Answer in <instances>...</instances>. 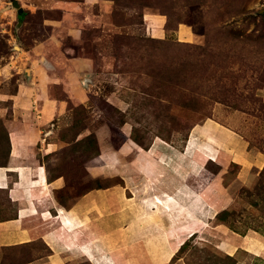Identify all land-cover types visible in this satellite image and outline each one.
<instances>
[{"label":"rangeland","instance_id":"374dc122","mask_svg":"<svg viewBox=\"0 0 264 264\" xmlns=\"http://www.w3.org/2000/svg\"><path fill=\"white\" fill-rule=\"evenodd\" d=\"M17 1L19 27L16 10L0 0V163L7 155L3 116L11 115L14 97L27 120L42 115L35 104H46L54 151L40 159L50 178H64L61 202L125 178L145 180L152 143L182 150L190 128L207 118L264 151V0ZM111 150L135 167L106 173ZM199 168V182L187 179L195 190L223 169L208 158ZM226 170L233 179L237 166ZM233 194L228 211L209 222L206 215L185 220L183 243L168 264H232L235 256L212 234L216 225L264 236V176ZM12 212L0 194V215Z\"/></svg>","mask_w":264,"mask_h":264},{"label":"crops","instance_id":"0c3cea01","mask_svg":"<svg viewBox=\"0 0 264 264\" xmlns=\"http://www.w3.org/2000/svg\"><path fill=\"white\" fill-rule=\"evenodd\" d=\"M14 98L11 115H1L7 155L0 163V194L13 212L0 215V264H168L186 234L185 220L194 224L198 215H206L209 222L210 215L231 207L235 189L252 186L264 166V153L241 133L207 118L190 129L182 150L161 139L153 142L145 180L125 178L122 185L90 190L66 206L56 198L64 178L49 179L40 159L54 151L45 126L51 109L35 104L43 113L27 120L23 103ZM120 151L109 152L106 173L135 167L123 166ZM207 158L223 169L195 190L187 179L199 180ZM229 164L237 166L233 179L225 176ZM150 209L158 214L143 215ZM177 215L185 217L174 224ZM214 228L218 248L235 256L234 264H264L263 235Z\"/></svg>","mask_w":264,"mask_h":264},{"label":"trees","instance_id":"16d2710c","mask_svg":"<svg viewBox=\"0 0 264 264\" xmlns=\"http://www.w3.org/2000/svg\"><path fill=\"white\" fill-rule=\"evenodd\" d=\"M261 108L263 109V111H264V103H262L261 105ZM193 127V126H192ZM191 127V128H192ZM190 128V129H191ZM245 139H246V137L243 135V134H241ZM247 140V139H246ZM248 141V143H249V146H251V144H250V141L249 140H247ZM259 151H261L262 153H264V151H262V150H259ZM209 160V159H208ZM211 160V159H210ZM219 170L220 169H218V171H216L215 173H213V174H211V176L210 177H213V176H215L218 172H219ZM47 174H48V172H47ZM59 176H62V175H57V176H55V177H59ZM261 176H264V166L262 167V169L259 171V174H258V176H257V180H259V178H261ZM55 177H53V178H55ZM48 178L49 179H51L50 178V176L48 175ZM256 180V181H257ZM66 185H64V187H65ZM111 186V185H110ZM63 187V188H64ZM108 187V186H107ZM97 188H106V187H101V186H99V187H97ZM62 189V188H61ZM59 191V190H58ZM56 193H57V191H56ZM56 198L59 200V202H61L60 201V199H59V197L56 195ZM65 202V201H64ZM63 203V202H62ZM63 204H65L66 206H69L68 204H66V202L65 203H63ZM228 211V209L226 208V209H223V210H221V211H218V213H216V215H220V214H222V213H224V212H227ZM245 234V233H244ZM243 235V234H242ZM235 259L233 260V262H232V264H234L235 263V261H236V257H234Z\"/></svg>","mask_w":264,"mask_h":264},{"label":"water","instance_id":"95a60500","mask_svg":"<svg viewBox=\"0 0 264 264\" xmlns=\"http://www.w3.org/2000/svg\"><path fill=\"white\" fill-rule=\"evenodd\" d=\"M8 2H9V6L16 10L18 16L17 26L19 27L21 25L20 17L23 15V8L20 6L17 0H8ZM25 71L26 73H28V69H26Z\"/></svg>","mask_w":264,"mask_h":264},{"label":"bare ground","instance_id":"6f19581e","mask_svg":"<svg viewBox=\"0 0 264 264\" xmlns=\"http://www.w3.org/2000/svg\"><path fill=\"white\" fill-rule=\"evenodd\" d=\"M179 31V30H178ZM195 137V136H194ZM162 143V142H161ZM138 148V147H137ZM130 150V149H129ZM208 159H210V158H208ZM205 161V160H204ZM203 162V161H202ZM181 165V164H180ZM145 169V168H144ZM182 178V177H181ZM132 201H133V199H132ZM154 214H158V213H154L151 209H150V212H145V213H143V215H154ZM201 216V215H200ZM198 223L200 222L199 221V219H198V221H197ZM172 229H176V228H178V226H175V227H171ZM189 232H192L191 233V236L192 235H194V231L193 230H191V231H189ZM196 235V234H195ZM182 239L183 238H180L178 241H177V249L179 248V245H182V243H180L181 241H182ZM190 239V238H189ZM178 243H180V244H178ZM92 257V256H91Z\"/></svg>","mask_w":264,"mask_h":264}]
</instances>
